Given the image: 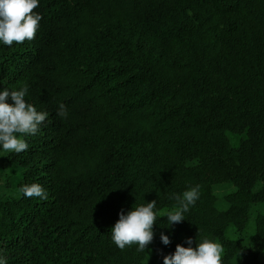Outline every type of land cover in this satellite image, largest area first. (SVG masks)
<instances>
[{"label": "trees", "instance_id": "16d2710c", "mask_svg": "<svg viewBox=\"0 0 264 264\" xmlns=\"http://www.w3.org/2000/svg\"><path fill=\"white\" fill-rule=\"evenodd\" d=\"M33 11L35 38L0 45V89L27 84V102L49 113L26 152H0L19 171L0 177L8 264H162L189 237L221 243L223 264H264V214L248 231L264 204V0H40ZM32 183L47 200L20 196ZM197 184L186 220L166 229L172 194ZM220 185L233 187L222 211ZM152 200L146 253L118 249V213Z\"/></svg>", "mask_w": 264, "mask_h": 264}, {"label": "clouds", "instance_id": "9594fccd", "mask_svg": "<svg viewBox=\"0 0 264 264\" xmlns=\"http://www.w3.org/2000/svg\"><path fill=\"white\" fill-rule=\"evenodd\" d=\"M39 3L40 0H0V45L11 47L14 42L23 44L35 38L42 16L33 10ZM28 91L27 84L15 90L9 87L0 89V152H26L29 149L26 137L39 133L41 125L48 119L47 111H38L27 102ZM56 114L67 118L64 103L58 104ZM200 187L197 184L181 194H172L175 206L162 214L166 218V229L171 230L186 220L185 214L200 198ZM18 192L22 198L48 199L47 191L38 183L22 185ZM156 208L157 201L152 200L132 206L126 212L121 210L118 220L110 229L111 242L120 250L135 245L137 252L146 253L154 237ZM159 239L164 246L171 243L169 235L164 232L160 233ZM184 244L187 247L177 244L174 252L164 255L162 264H223L224 247L221 243L207 238L197 243V240L189 237ZM0 264H8L3 249H0Z\"/></svg>", "mask_w": 264, "mask_h": 264}, {"label": "rangeland", "instance_id": "374dc122", "mask_svg": "<svg viewBox=\"0 0 264 264\" xmlns=\"http://www.w3.org/2000/svg\"><path fill=\"white\" fill-rule=\"evenodd\" d=\"M5 173H6V175H17V176L19 175V171L18 170H15V169L4 170V168H2L1 164H0V177L2 178L3 174H5ZM0 184H1V186L4 185L3 184V180H2V182H0ZM213 190H214V193H215V195L217 197L216 207H217L218 210L222 211L225 208L224 207V200H223L224 196L226 194H228L229 192H231L233 190V187L231 185H220V186L214 187ZM256 213L264 214V204H257L251 210L250 220H249V223H248V231L249 232L251 230L253 217L256 215ZM246 244L248 245L249 242H246Z\"/></svg>", "mask_w": 264, "mask_h": 264}]
</instances>
